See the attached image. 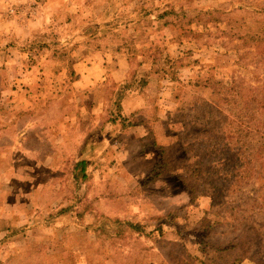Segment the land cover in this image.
Instances as JSON below:
<instances>
[{
	"label": "rangeland",
	"instance_id": "374dc122",
	"mask_svg": "<svg viewBox=\"0 0 264 264\" xmlns=\"http://www.w3.org/2000/svg\"><path fill=\"white\" fill-rule=\"evenodd\" d=\"M50 1L43 8L63 11L69 21L61 16L46 36L32 32L27 39L12 29L11 50L4 49L11 41L0 42V264L264 261V227L255 225L251 209L242 220L231 203L217 205L216 196L217 133L224 143H251L248 121L264 118V101L227 110L214 88L195 87L197 81L227 84L239 67L248 70V81L259 77L264 84V0ZM12 2L0 0L1 18ZM109 9L119 24L70 51L79 24L89 36L86 22ZM46 38L57 42H47L52 48L43 60ZM154 60L161 74L151 75L143 93L123 100V116L134 114L123 127L119 117L114 122L116 85ZM43 71L49 93L41 85ZM137 118L151 123L133 125ZM150 130L156 138L147 139ZM196 138L203 147L214 142V153L193 155ZM155 142H179L184 156H175L174 176L149 185ZM83 157H89L90 177L80 181L75 165ZM196 167L203 170L199 178L192 174ZM261 183L245 187L238 200L231 197L232 204L251 199L254 209ZM103 215L142 223L146 235H94Z\"/></svg>",
	"mask_w": 264,
	"mask_h": 264
},
{
	"label": "trees",
	"instance_id": "16d2710c",
	"mask_svg": "<svg viewBox=\"0 0 264 264\" xmlns=\"http://www.w3.org/2000/svg\"><path fill=\"white\" fill-rule=\"evenodd\" d=\"M54 1V0H53ZM53 1H50V3H54ZM49 3V4H50ZM164 12L162 14L163 16L166 15ZM217 14H220L219 10H217ZM61 16H65V22L69 21L68 15L64 13L63 11H59L54 15V22L51 26H49L47 29L41 30L38 29V31L43 36H46L45 31H50L51 29L54 30L55 26L54 24H58V21L60 20ZM115 13L113 10H105V12L101 13L100 15L92 16V18L86 22V24L90 25L92 28L93 33H91L89 36L84 37V33L81 29L82 23L79 24V26L76 29V34L73 35V40H75L74 44L69 48L70 51H74V47H80L81 45H88L89 42H94L95 40L99 39L100 37H104L103 34H105L109 29L112 27H116L120 19L115 18ZM162 17V16H161ZM115 18V19H114ZM141 19V18H140ZM126 22H130L129 19H125ZM3 40H9L11 41L9 44L5 46L4 49L11 50L14 49L13 42L16 41V38L14 34H12V31L10 33L7 32H0V42ZM44 40V39H43ZM57 42L56 40L49 41L48 38L44 40L46 44H44L43 48L51 49L49 47V44L47 42ZM8 48V49H7ZM160 49V47L158 48ZM158 49L156 51H158ZM72 51V52H73ZM70 55V54H69ZM105 59V57H104ZM144 62H141L139 65L143 64ZM241 62H236L237 66L239 67ZM144 65V64H143ZM141 65L140 67H143ZM157 62L154 60L152 67H143L142 69H135L131 73L130 79L118 83L116 85L115 92L118 95V98L115 100V106L118 110V115H115L114 122H117L118 117L122 121L123 127H128L133 122V115L129 117H125L122 114L123 110V100L127 98L128 94L131 92H141L143 93L144 90L150 85L151 83V75L153 73L161 74L156 70ZM164 63L160 65L161 68H163ZM239 67V70L237 73L233 74L231 77V81H229L227 84H219L217 87L212 86V82H206V81H197L195 83V87H205L206 85L211 88L215 89V92L217 91V101H224L225 103H228L229 106L227 110H232L234 107L241 105L242 103H246L248 106L252 103L257 102L259 99L264 101V84L261 81V79L253 78L248 81L247 78V72L248 70H242ZM163 73V72H162ZM166 73V70H165ZM72 76L74 74L72 73ZM244 98V99H243ZM202 102V100H199V103ZM204 104V103H202ZM263 110H264V104H263ZM144 113V111H142ZM260 117H264V114ZM136 124L133 125H139V124H147L149 125L151 122L150 118H147L143 121H139V119H136ZM218 123V120H217ZM253 129V141L249 143L247 140L236 142V141H228L226 143L223 142V140L218 136L217 133V205L222 203H231V211L233 212V215L235 217L243 218L244 219V212L246 210L251 209V217H254L255 225H258L259 227H264V221L262 219L264 218V118H260V120L253 122L252 119L248 121L247 128ZM246 128V129H247ZM250 128V129H251ZM242 133V132H241ZM235 134H238L235 132ZM182 132L179 135V139H182ZM150 138H156L154 131L150 130L149 136L147 139ZM180 142V141H179ZM179 142H173L168 146L160 145L158 142H155L153 146L156 147V155L157 158L155 165L151 169L149 175L146 177V183L151 185L158 180H160L162 177H164L167 173H170L171 176H174L172 173V170H175L177 168L175 164V156L177 154H180L183 158V146ZM193 155H200V158L204 159L207 156H210L214 153L216 146L214 145V142L211 143L209 146L203 147V141L201 138H196L195 143L193 145ZM203 147L202 151H197V149H201ZM87 146L84 148L86 149ZM83 149V150H84ZM159 151V152H158ZM154 152V151H153ZM155 153V152H154ZM238 157L237 162L233 163L234 158ZM255 158V160L253 158ZM219 163L221 165H219ZM229 164L236 165L235 167H229ZM254 164L253 166L249 167L248 165ZM89 168V157H83L79 158L76 162L75 169H76V178L77 180H88L90 177V174L88 172ZM202 168L196 167L193 168V176H196L199 178V176L202 174ZM186 178V176H185ZM261 183L259 190L261 193L259 194V199H253L255 203V208L253 209V206L250 205V200L248 199L241 205L240 203L232 204L234 199L231 197H237L236 199H239V195L244 194L245 187H248L250 184L253 183ZM212 183H215L212 181ZM221 183V185L219 184ZM189 190L194 189V185H190ZM216 189V188H215ZM194 190L192 191V196H196V192ZM263 193V194H262ZM224 199H227L226 201H223ZM89 209V208H87ZM81 215V214H79ZM250 217V218H251ZM250 218H246L250 220ZM162 230V228H160ZM94 235L97 233L99 236L105 234L107 237H115L116 239H126L130 238L131 236L138 235V236H144L146 235L145 227L142 225V223H134L130 220L125 221L120 218H113L111 216H101L99 219L97 218L96 227L93 229ZM112 233H116L113 235ZM253 260H257V257H252ZM235 263V262H234ZM256 264H264V261H256Z\"/></svg>",
	"mask_w": 264,
	"mask_h": 264
},
{
	"label": "crops",
	"instance_id": "0c3cea01",
	"mask_svg": "<svg viewBox=\"0 0 264 264\" xmlns=\"http://www.w3.org/2000/svg\"><path fill=\"white\" fill-rule=\"evenodd\" d=\"M46 7V6H45ZM42 8L41 11L38 13V15L31 19L28 23L22 24L16 20H12L9 17H2L0 16V32H7L10 33L12 29L17 33L18 37L20 39H27L28 36L32 34L33 31H38V29L44 30L47 29L49 26H51L54 22V15L48 10H45L46 8ZM25 25V26H24ZM13 32V31H12ZM22 37V38H21ZM41 52V58L43 60H46L48 57V49L42 48L39 50ZM90 56H100L99 54H92ZM98 59V58H95ZM102 59H104V56L102 55ZM105 61V59H104ZM94 66L99 67L98 60L95 61ZM49 75L46 71H43L41 73L40 80L42 81V87H44L43 92H48V84H49Z\"/></svg>",
	"mask_w": 264,
	"mask_h": 264
},
{
	"label": "built area",
	"instance_id": "2783aa9c",
	"mask_svg": "<svg viewBox=\"0 0 264 264\" xmlns=\"http://www.w3.org/2000/svg\"><path fill=\"white\" fill-rule=\"evenodd\" d=\"M46 2L47 0H13L6 17L26 24L38 15Z\"/></svg>",
	"mask_w": 264,
	"mask_h": 264
}]
</instances>
